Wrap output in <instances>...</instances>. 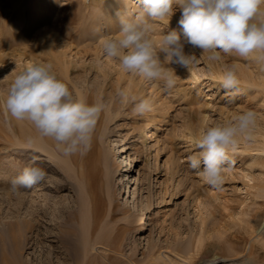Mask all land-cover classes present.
Here are the masks:
<instances>
[{
	"label": "rangeland",
	"instance_id": "374dc122",
	"mask_svg": "<svg viewBox=\"0 0 264 264\" xmlns=\"http://www.w3.org/2000/svg\"><path fill=\"white\" fill-rule=\"evenodd\" d=\"M29 1L32 5L0 0V97L31 64L26 53L52 63L74 96L90 104L102 99L108 109L91 149L65 157L39 143L40 138L28 143L38 137L34 126L11 120L0 106V264H206L213 255L228 258L223 264H264V69L232 54L221 53L213 62L208 53L186 44L185 51L197 59L188 69L170 65L177 79L165 91L161 81L126 73L117 60L102 54L101 39L119 30L117 5L134 15L138 0L102 5L104 13L113 15L102 21L87 10L85 0H51L58 7L43 8L46 15L37 24L36 5L45 0ZM21 6L27 15L33 13L26 21L17 14ZM174 10L168 24L152 22L156 36L180 31L182 10L175 5ZM51 28L59 34L47 46L44 33ZM23 29L19 45L16 35ZM230 65L239 78V91L231 95L221 83ZM121 88L149 98L152 111L134 113V104L116 95ZM249 109L258 114L252 139L240 140L224 182L210 187L187 164V157L198 151L195 139L206 127ZM149 123L153 136L143 140ZM43 139L57 150L53 140ZM33 158L45 169V180L12 192L9 179ZM138 211L145 212L147 222L135 226L131 217ZM93 212L99 220L87 241ZM67 238L79 240L73 244ZM70 246L78 247L79 254Z\"/></svg>",
	"mask_w": 264,
	"mask_h": 264
},
{
	"label": "clouds",
	"instance_id": "9594fccd",
	"mask_svg": "<svg viewBox=\"0 0 264 264\" xmlns=\"http://www.w3.org/2000/svg\"><path fill=\"white\" fill-rule=\"evenodd\" d=\"M138 5L134 15L117 12L118 32L100 41L103 57L117 60L126 73L161 81L164 90L170 91L177 79L176 69L170 65L188 69L197 59L185 51L186 44L208 53L213 62L221 59V53L232 54L250 58L264 69V0H138ZM174 5L182 10L180 31L172 29L156 36L152 22L168 24ZM221 83L230 95L239 91L235 65L226 66ZM116 95L122 103L132 102L137 115L153 109L149 98L130 95L126 89H118ZM0 106L11 120L34 126L38 137H30L28 143L50 138L65 157L91 149L98 121L108 109L102 99L90 104L74 96L49 62L33 63L19 71L0 97ZM257 121V112L249 109L201 130L195 139L198 151L187 157L188 167L198 171L210 187H220L233 164L231 153L241 139H252ZM46 176L33 158L19 175L9 179L10 190L30 189ZM208 264H223V258L213 255Z\"/></svg>",
	"mask_w": 264,
	"mask_h": 264
},
{
	"label": "bare ground",
	"instance_id": "6f19581e",
	"mask_svg": "<svg viewBox=\"0 0 264 264\" xmlns=\"http://www.w3.org/2000/svg\"><path fill=\"white\" fill-rule=\"evenodd\" d=\"M15 1V0H14ZM35 1H38V2H40L41 0H35ZM73 1V0H72ZM26 2H27V4L26 5H29V4H31V3H33V2H31L30 3V1L28 2V0H26ZM49 2H50V4H49ZM97 2V3H96ZM25 3V2H24ZM23 3V4H24ZM85 3H86V8H87V10L89 11V12H92L93 10V14L94 15H96L97 16V18L99 19L98 21H102L103 19H104V15H106V16H109V17H112L113 15H112V12H110V11H107L106 10V7H108L109 5H117V3H118V0H85ZM41 4V3H40ZM94 4H96V5H94ZM108 5V6H105L104 8H105V10H106V12L104 13L103 11H102V5L104 6V5ZM14 5H15V3H14ZM32 5V4H31ZM99 5V6H98ZM113 5V6H114ZM36 6H38V8H39V12H38V16L37 17H35L34 18V20L35 21H33L34 22V24H37V23H39L42 19H43V17H44V15H46V14H44V12L42 11V9L43 8H45V7H47L48 9H50V10H54L55 8H57L58 7V5H57V2L56 1H52L51 2V0H45L41 5H36ZM35 6V7H36ZM114 6V7H115ZM117 7L119 8V10H118V12H120V13H128L129 12V8H127V9H124V7H120V6H118L117 5ZM20 8V7H19ZM32 9L34 8L33 6L31 7ZM47 8H46V11H47ZM37 9V8H36ZM29 10H30V8H29ZM104 10V11H105ZM16 11V10H15ZM33 11V10H32ZM17 14L18 15H22V17L25 19V21L26 20H28L29 18H30V16H32V14L29 16V15H27V10H26V8H25V6H24V8H23V6H21V8L20 9H18L17 10ZM30 14V13H29ZM105 20V19H104ZM25 23V22H24ZM3 32V31H2ZM9 33H11V31L9 30ZM26 33V31H24V29L22 30V31H20L17 35H16V37H17V39L16 40H18V44L20 45V44H22L23 45V39H20L21 37L19 36V35H21V34H25ZM57 34H59V31L55 28H51V29H47V31L44 33V37H45V39H46V44H47V46H50V44H52L53 42H54V40H55V38H56V35ZM14 36V35H13ZM23 36H25V35H23ZM15 37V38H16ZM20 37V38H19ZM23 38V37H22ZM47 51V50H46ZM34 52H35V50H34ZM20 54V56L21 55H24L25 54V57L28 59V61L29 62H31V64H33V63H37V60H36V58L33 56V54H31V56L30 55H26V53H19ZM150 123H149V127L145 130L147 133V136H145V137H143L142 139L143 140H146V139H149V138H151L152 136H153V133H152V128H150ZM145 134V135H146ZM30 135V134H29ZM24 138V137H23ZM37 139V138H36ZM40 140V139H39ZM43 143L44 145H46L47 147H49V149L51 148V151L53 150L54 151V153L56 152V153H58V151L57 150H55V148H53L52 147V145L49 143V142H47L45 139H42V140H40L39 141V143ZM37 143V142H36ZM25 144V143H24ZM115 144H117V143H115ZM35 145V144H34ZM42 145V144H41ZM37 146H39V145H37ZM43 146V145H42ZM44 148V147H43ZM131 147H128V149H130ZM48 149V150H49ZM116 150L117 151H119V157H121L122 156V150H121V148H120V146H118L117 148H116ZM131 163H132V160H131ZM112 177V176H111ZM110 176H109V178H111ZM113 178V177H112ZM139 180V179H138ZM111 181V180H110ZM129 183H130V181H129ZM135 183V182H134ZM109 185V184H108ZM133 188V185H131L130 186V191H131V189ZM110 197V196H109ZM134 197H137V195H136V192H134ZM112 199V198H111ZM45 202V201H44ZM45 204V203H44ZM49 206V205H48ZM115 207V206H114ZM50 208V207H49ZM56 208V207H55ZM85 208V207H84ZM114 209V208H113ZM44 210V209H43ZM45 210H46V207H45ZM43 211V212H46V211ZM95 210V209H94ZM93 210V211H94ZM97 210V209H96ZM31 211V210H30ZM48 211V210H47ZM92 211V210H91ZM52 212V211H51ZM92 213V212H91ZM49 214V213H48ZM89 214V213H88ZM37 216V215H36ZM50 217V216H49ZM52 217V216H51ZM93 223H92V226H88L89 228H88V237H87V241L88 240H91L90 239V237L94 234V230H95V228H96V225H97V223H98V220H99V218H98V213L97 212H93ZM37 218V217H36ZM39 218V217H38ZM88 221H89V219H88ZM131 221H132V224L133 225H135V226H139V225H143V224H146V222H147V217H146V215H145V212H143V211H138L136 214H135V216H133V217H131ZM84 223V222H83ZM89 223H90V221H89ZM42 224V223H41ZM86 225V224H85ZM85 225H84V227H85ZM106 225V224H105ZM104 225V226H105ZM86 227H87V225H86ZM46 229V228H45ZM260 229H262V228H260ZM50 230V229H49ZM102 230V229H101ZM114 230V229H113ZM112 230V231H113ZM263 230V229H262ZM103 231V230H102ZM260 232H262L261 230H260ZM86 233V232H85ZM102 233H104V232H102ZM108 233V232H107ZM115 233V232H114ZM100 234V233H99ZM106 234V233H105ZM85 235V234H84ZM103 234H101V236H102ZM77 236V235H76ZM108 236V235H107ZM99 237H100V235H99ZM70 238V237H69ZM75 239L77 238V237H74ZM73 237H72V239H74ZM110 238V237H109ZM125 238V237H124ZM71 239V240H72ZM101 239V238H100ZM67 240H68V238H67ZM70 240V239H69ZM68 240V241H69ZM70 240V241H71ZM79 240V239H78ZM78 240H75V243H76V241H78ZM69 241V242H70ZM101 241H102V239H101ZM110 241V240H109ZM72 242V241H71ZM85 242V241H84ZM90 242V241H89ZM73 243V242H72ZM71 243V244H72ZM75 243H73V244H75ZM78 243V242H77ZM76 243V244H77ZM111 243V242H110ZM70 244V245H71ZM72 244V245H73ZM69 245V244H68ZM89 246V245H88ZM77 247V246H76ZM70 249H73L74 248V250H75V252H77L78 250H79V248L77 249V248H75V247H72V246H70L69 247ZM87 250V249H86ZM72 251V250H71ZM76 254H79L78 252L76 253ZM103 254V253H102ZM183 257V256H182ZM224 260H227L228 258H223ZM42 260V259H41ZM186 261H187V259H185ZM189 261V260H188ZM187 261V263H189ZM48 262V261H47ZM77 262V261H76ZM45 263V262H44ZM43 263V264H44ZM84 263V262H83ZM182 263V262H181ZM63 264V263H62ZM162 264V263H161ZM206 264H208V262L206 263Z\"/></svg>",
	"mask_w": 264,
	"mask_h": 264
}]
</instances>
